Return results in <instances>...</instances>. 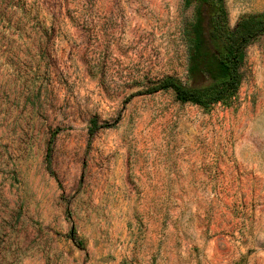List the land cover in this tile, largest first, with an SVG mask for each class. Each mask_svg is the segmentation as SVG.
I'll use <instances>...</instances> for the list:
<instances>
[{
  "label": "rangeland",
  "instance_id": "1",
  "mask_svg": "<svg viewBox=\"0 0 264 264\" xmlns=\"http://www.w3.org/2000/svg\"><path fill=\"white\" fill-rule=\"evenodd\" d=\"M224 6L230 27L264 14ZM192 19L182 0H0V264H264V37L224 103L144 93L185 80Z\"/></svg>",
  "mask_w": 264,
  "mask_h": 264
},
{
  "label": "trees",
  "instance_id": "2",
  "mask_svg": "<svg viewBox=\"0 0 264 264\" xmlns=\"http://www.w3.org/2000/svg\"><path fill=\"white\" fill-rule=\"evenodd\" d=\"M182 1L184 7L193 9L192 22L184 32L188 45L185 80L166 76L144 93L170 91L177 102L206 109L226 102L237 93L246 49L264 37V14L242 16L230 27L224 0ZM102 127L91 119L89 134ZM46 161H49L48 151ZM69 236L75 241L73 226Z\"/></svg>",
  "mask_w": 264,
  "mask_h": 264
}]
</instances>
